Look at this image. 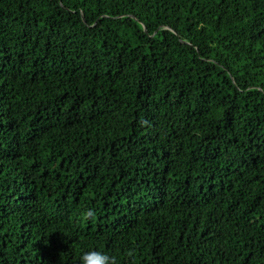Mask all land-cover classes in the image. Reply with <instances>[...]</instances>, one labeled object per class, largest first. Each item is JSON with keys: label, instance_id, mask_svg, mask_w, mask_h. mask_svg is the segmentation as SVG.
<instances>
[{"label": "trees", "instance_id": "trees-1", "mask_svg": "<svg viewBox=\"0 0 264 264\" xmlns=\"http://www.w3.org/2000/svg\"><path fill=\"white\" fill-rule=\"evenodd\" d=\"M89 250L264 264V0H0V264Z\"/></svg>", "mask_w": 264, "mask_h": 264}, {"label": "clouds", "instance_id": "clouds-1", "mask_svg": "<svg viewBox=\"0 0 264 264\" xmlns=\"http://www.w3.org/2000/svg\"><path fill=\"white\" fill-rule=\"evenodd\" d=\"M86 215L91 217L93 213L89 210ZM79 264H115V260L114 257L105 252L89 250L81 255Z\"/></svg>", "mask_w": 264, "mask_h": 264}]
</instances>
